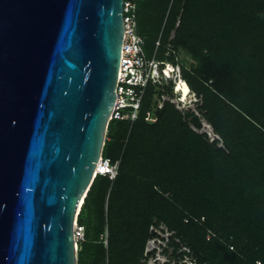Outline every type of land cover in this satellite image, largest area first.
Wrapping results in <instances>:
<instances>
[{
    "label": "trees",
    "instance_id": "16d2710c",
    "mask_svg": "<svg viewBox=\"0 0 264 264\" xmlns=\"http://www.w3.org/2000/svg\"><path fill=\"white\" fill-rule=\"evenodd\" d=\"M137 4L145 44L155 36L175 64L179 50L192 55L183 85L218 136L149 84L137 120L109 123L103 156L120 160L119 171L98 173L85 197L78 264H143L162 224L196 264H264V0ZM150 110L157 122L146 120Z\"/></svg>",
    "mask_w": 264,
    "mask_h": 264
},
{
    "label": "water",
    "instance_id": "95a60500",
    "mask_svg": "<svg viewBox=\"0 0 264 264\" xmlns=\"http://www.w3.org/2000/svg\"><path fill=\"white\" fill-rule=\"evenodd\" d=\"M124 36V0H0V264H78Z\"/></svg>",
    "mask_w": 264,
    "mask_h": 264
},
{
    "label": "built area",
    "instance_id": "2783aa9c",
    "mask_svg": "<svg viewBox=\"0 0 264 264\" xmlns=\"http://www.w3.org/2000/svg\"><path fill=\"white\" fill-rule=\"evenodd\" d=\"M137 7V0H124L125 36L116 88L117 98L110 116V122L115 118L127 119L132 122L137 120L140 117V110L149 84L156 82L158 86H162L164 83L170 85V79L176 67L180 68L179 62L174 64L168 60H158L155 56L152 58L147 56L144 49L145 39L138 33ZM159 44L160 42L157 41V45ZM178 80H182L181 72L178 73ZM179 98L177 99L178 102L180 101ZM178 102H176L177 107L181 109ZM154 115L155 112L150 110L145 118L154 123L157 121V116L154 117ZM107 139L108 136L106 141ZM99 165L101 166L100 173L107 174L114 179L119 171L120 160L112 162L110 159H105L102 154L97 168ZM80 210L75 222L77 252L80 241L85 240V227L78 222ZM104 236L107 245L108 233L106 232Z\"/></svg>",
    "mask_w": 264,
    "mask_h": 264
},
{
    "label": "rangeland",
    "instance_id": "374dc122",
    "mask_svg": "<svg viewBox=\"0 0 264 264\" xmlns=\"http://www.w3.org/2000/svg\"><path fill=\"white\" fill-rule=\"evenodd\" d=\"M156 20L159 21V18L156 17ZM145 24L149 26L148 30L153 29L152 30V33H153L156 27L154 28L151 27V24L149 22H146ZM153 37L155 36H152V37L146 36V44L144 48H145V52L148 55V57H153L155 55V57L158 60L170 59L163 54V47H161L159 52L157 53L156 45L153 43V40H152ZM177 58H179L180 63L184 64L185 66H189L193 60L192 55L187 50H183V49L179 50V52L177 53ZM173 83L174 82H172V84ZM152 86H153V91H154V89L158 87V83L155 82L152 84ZM168 87H171V86H169L167 83H164L161 87V90H163L165 93L162 98L161 103H163V101L165 100H170L177 107L176 102H178L177 101L178 98L173 91L170 92L166 89ZM196 98L199 99V97H197L195 93L192 92L189 95L186 102L183 103L185 107L182 105V103H179L180 102L179 101L178 104L181 107V109H183L181 110V112L185 114L186 110L190 106L191 107L190 109L194 111V113L200 116L201 118L202 126L201 128H196V129L200 133H207L209 139L213 140L218 135L215 133L213 126L210 123H208V121L203 117L202 112L198 108L199 100L196 102L195 101ZM155 115L154 117H156ZM153 228L154 227H151V229ZM155 229H156V226H155ZM158 229L159 230L156 229L157 235L149 239L146 244L145 259L142 260L143 264H164V262L166 263L171 262V264H195L192 262V258L190 257L191 253H188L189 247L182 244V242H180V239L177 238L176 235L170 239L172 232L168 230L165 224H162Z\"/></svg>",
    "mask_w": 264,
    "mask_h": 264
},
{
    "label": "clouds",
    "instance_id": "9594fccd",
    "mask_svg": "<svg viewBox=\"0 0 264 264\" xmlns=\"http://www.w3.org/2000/svg\"><path fill=\"white\" fill-rule=\"evenodd\" d=\"M175 64V63H174ZM177 64V63H176ZM179 65H180V68L178 69L177 67H176V70H175V72L173 73V75H172V77H171V79H170V85H171V83L172 82H174L173 83V92L176 94V96H177V98H179V97H182L181 95H180V93H176L177 91H176V83H177V80H178V73L179 72H181L182 73V64L179 62ZM182 79H184V77H183V73H182ZM185 80V79H184ZM186 81V80H185ZM169 85V86H170ZM175 90V91H174ZM193 91H192V88L190 87V94L192 93ZM196 95V94H195ZM181 98H179V100H180ZM198 100V98H196V100L195 101H197ZM179 103H182V105H183V103H184V101H182V100H180V102ZM184 106V105H183ZM185 107V106H184ZM191 107L189 106L188 107V109H190ZM180 109V108H179ZM187 109V110H188ZM181 110V109H180ZM157 122V121H156ZM100 173V172H99ZM98 174V173H97ZM97 174L95 175V177L97 176ZM91 186V185H90ZM89 189H90V187H89ZM88 189V190H89ZM192 262L193 263H195L196 264V262H195V260H193L192 259Z\"/></svg>",
    "mask_w": 264,
    "mask_h": 264
},
{
    "label": "bare ground",
    "instance_id": "6f19581e",
    "mask_svg": "<svg viewBox=\"0 0 264 264\" xmlns=\"http://www.w3.org/2000/svg\"><path fill=\"white\" fill-rule=\"evenodd\" d=\"M183 84H184L183 79L177 80V83H176V91L177 92L176 93H180V95L182 96V98L180 100L186 102V100L188 99V97L190 95V89H187V87H185ZM100 170H101V166L99 165V168H97L95 173L99 172ZM82 204H83V200L80 203V207L82 206ZM80 207H79V210L81 209Z\"/></svg>",
    "mask_w": 264,
    "mask_h": 264
}]
</instances>
